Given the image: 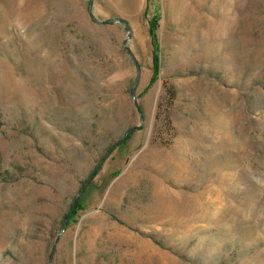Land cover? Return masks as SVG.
<instances>
[{"label":"rangeland","instance_id":"374dc122","mask_svg":"<svg viewBox=\"0 0 264 264\" xmlns=\"http://www.w3.org/2000/svg\"><path fill=\"white\" fill-rule=\"evenodd\" d=\"M0 264H264V0H0Z\"/></svg>","mask_w":264,"mask_h":264},{"label":"water","instance_id":"95a60500","mask_svg":"<svg viewBox=\"0 0 264 264\" xmlns=\"http://www.w3.org/2000/svg\"><path fill=\"white\" fill-rule=\"evenodd\" d=\"M103 23H107V22H102V24H103ZM138 110H139V109H138ZM139 115H140V122L142 123L141 113H139ZM140 128H141V125L135 127L134 130H139ZM131 132H132V130H129V131L123 136V138L120 140V142L123 141V140L128 136V134H130ZM110 151H111V149L108 151V153H109ZM108 153H106V154L102 157V159L99 161V163L97 164V166L92 170V172H91V174L89 175V177H88V178L86 179V181H84V183L82 184V186H81L80 190L78 191L77 196H76V198H75V200H74V202H73V204H72V206H71L70 211L68 212V214L66 215V217H65V219H64V225H63V227H64V226L67 224V222L69 221V218H70V216H71V214H72L74 208H75L76 205L78 204L79 198H80V196H81L83 190H84V189L87 187V185L92 181L93 172L95 171V169H96L97 167H99V166L102 165L103 161H104V160L106 159V157L108 156ZM52 252H53V250H52ZM51 256H52V254H51L50 257H49V260L51 259Z\"/></svg>","mask_w":264,"mask_h":264},{"label":"trees","instance_id":"16d2710c","mask_svg":"<svg viewBox=\"0 0 264 264\" xmlns=\"http://www.w3.org/2000/svg\"><path fill=\"white\" fill-rule=\"evenodd\" d=\"M154 71H155V73H156V72H157V68H155ZM168 94H169V97L172 98L174 93H173V91L170 89V90L168 91ZM126 138H127V137H126ZM126 138H125V139H126ZM98 168H99V167H97V168L95 169V171L93 172V176H95V174H96ZM92 178H93V177H92ZM78 207H79V203H78V204L76 205V207L74 208V211L72 212V214H71V216H70V219H72V217L74 216L75 211L77 210ZM70 219H69V220H70Z\"/></svg>","mask_w":264,"mask_h":264}]
</instances>
